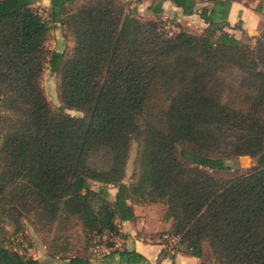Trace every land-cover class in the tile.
Masks as SVG:
<instances>
[{"label": "trees", "instance_id": "trees-1", "mask_svg": "<svg viewBox=\"0 0 264 264\" xmlns=\"http://www.w3.org/2000/svg\"><path fill=\"white\" fill-rule=\"evenodd\" d=\"M164 1L144 21L125 0H50L46 16L35 0H0V264H42L5 248L8 220L17 233L33 217L46 232L75 220L85 235H119L144 204L165 206L178 251L202 259L207 245L215 264H264V37L244 46L227 5L195 0L170 1L207 28L170 35ZM59 25L74 40L69 54L46 47ZM46 65L59 111L42 86ZM242 157L257 164L220 175ZM59 252L49 256L91 264Z\"/></svg>", "mask_w": 264, "mask_h": 264}, {"label": "rangeland", "instance_id": "rangeland-1", "mask_svg": "<svg viewBox=\"0 0 264 264\" xmlns=\"http://www.w3.org/2000/svg\"><path fill=\"white\" fill-rule=\"evenodd\" d=\"M128 3L129 9L134 12V15L139 17L142 20H150L145 11H138L137 8H131V1L125 0ZM134 1V0H132ZM247 0V4H257V9L260 8V5L264 3V0ZM136 2H142V0H136ZM39 3H42V0H39ZM41 14H43L44 7L41 5L35 7ZM44 15V14H43ZM46 16V15H44ZM162 19L165 25V31L170 35L174 32H179L181 30L187 31L191 34L200 35L207 28V24L204 21H201L196 18H185L181 21H178V18L171 17L163 20V17H159ZM156 19V18H155ZM238 28V27H237ZM234 34L233 32H231ZM241 43L244 46H255L257 40L256 37H264V26L261 28V32L258 36L249 37L244 32L239 33ZM74 44V40L70 34L66 31L63 25L57 26L51 29L47 41L46 47L51 50H59L64 52L65 54H69L72 51V47ZM57 83L58 77L56 74L51 72L48 65H46L43 75H42V86L45 92L47 99L49 100L52 108L55 111H59L60 103L57 96ZM239 105H243V102H239ZM67 114L72 117H82L83 114L77 111H66ZM137 152V144H132L129 167L133 171L134 160ZM257 164V159H249V158H240L237 162L231 163L232 169L230 171L221 172L220 175L225 177H233L238 173H243L247 169L255 166ZM116 189L115 187H109L110 197L109 199H113L110 190ZM112 192V193H113ZM142 208L140 214L147 219L146 225L152 226L154 229L158 231V236H162L166 234L165 229L166 223L168 220L164 219L165 215V206L162 204H146ZM140 211V210H139ZM24 225V231L22 233L15 232V228L10 224V221H6L5 228L7 230L5 248L10 250H17L22 252L24 257H30L34 255V253L42 252L46 255V264H53V261H62V257H56L55 259L51 258L49 254L55 250L60 251L58 255H83L89 256L90 258H94L100 261H104L109 259V255L114 251H119L123 249L122 247V238L121 241H116V237L119 235H111L109 233H105L103 236H98L96 234H88L85 235L82 228L77 225L75 220H73L72 224L66 228H63L60 233L56 234V224L53 226L50 232L44 231L42 228V224H39L35 221V218L29 217L22 219ZM170 237V236H169ZM168 239V238H167ZM20 240V241H19ZM157 240V239H156ZM169 240V239H168ZM121 244V245H120ZM111 246V247H110ZM176 245L173 246V251L177 252L178 249L175 248ZM207 246V245H206ZM111 248L112 250L108 249ZM63 249H69L68 252L63 253Z\"/></svg>", "mask_w": 264, "mask_h": 264}, {"label": "crops", "instance_id": "crops-1", "mask_svg": "<svg viewBox=\"0 0 264 264\" xmlns=\"http://www.w3.org/2000/svg\"><path fill=\"white\" fill-rule=\"evenodd\" d=\"M131 1V8H137L139 12L145 11L149 19H155L158 17L153 11V0H142V2H136V0ZM198 2L199 7H222L228 6V22L230 32H233L235 37L240 39L239 33H245L249 37L258 36L261 32V28L264 26V3L260 5V8L257 9V4H247V0H222L216 2H210L208 0H195ZM257 0L256 2H258ZM44 7V15H47L50 8V0H42V3H39V0H35L33 7L41 5ZM163 12L159 17H163V20L167 18H178V21H181L185 18L196 17L203 21L198 14L186 15L183 12L182 8L177 7L170 0H165L162 4ZM61 26V25H59ZM238 27V28H237ZM74 45V44H73ZM1 145V141H0ZM249 158L250 157H244ZM253 160V159H251ZM126 182H128L126 180ZM112 197L114 198L117 189L110 190ZM113 192V193H112ZM145 206H147L145 204ZM142 205H135V221L119 222V237H116V241L122 240L123 249H128L130 251H136L143 255L146 258V261L150 264H215L211 259V251L208 246H204V257L197 258L186 254L183 251H173L174 244L167 239L169 237V232L172 226V220H168L166 223V228L162 229L166 231V234L158 236V231L152 226L146 225L147 219H144L140 212L142 211ZM140 210V211H139ZM151 236H155L152 238ZM122 238V239H121ZM121 239V240H120ZM157 239V240H156ZM121 245V244H120ZM35 259L41 261L42 264H46V255L42 252L34 253L31 255ZM109 259L100 261L94 258H91V264H119V257L116 254H110ZM53 264H71L69 259L62 261H53Z\"/></svg>", "mask_w": 264, "mask_h": 264}, {"label": "built area", "instance_id": "built-area-1", "mask_svg": "<svg viewBox=\"0 0 264 264\" xmlns=\"http://www.w3.org/2000/svg\"><path fill=\"white\" fill-rule=\"evenodd\" d=\"M172 244L176 245L175 247L178 248V242H179V239L177 237H167ZM20 241V240H19ZM110 250H112L111 248H108ZM17 251V250H16ZM19 252V251H18ZM20 255L24 256L22 252H19Z\"/></svg>", "mask_w": 264, "mask_h": 264}, {"label": "water", "instance_id": "water-1", "mask_svg": "<svg viewBox=\"0 0 264 264\" xmlns=\"http://www.w3.org/2000/svg\"><path fill=\"white\" fill-rule=\"evenodd\" d=\"M261 160H262V156L259 157V159H258V164H259V165L261 164ZM3 250H4V248H3V247H0V253H1Z\"/></svg>", "mask_w": 264, "mask_h": 264}]
</instances>
